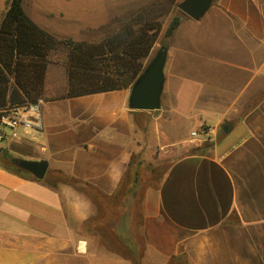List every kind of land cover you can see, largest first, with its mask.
Here are the masks:
<instances>
[{"label": "crops", "instance_id": "obj_1", "mask_svg": "<svg viewBox=\"0 0 264 264\" xmlns=\"http://www.w3.org/2000/svg\"><path fill=\"white\" fill-rule=\"evenodd\" d=\"M166 44L156 110L130 109V88L59 97L64 62L48 63L42 127L0 141V156L48 162L42 179L0 162V264H132L113 248L125 241L142 245L140 264H264V0H213L199 19L182 15ZM202 123L215 136L190 152ZM165 156L136 211L129 196L121 236L97 227L129 163ZM58 173L100 197L46 183Z\"/></svg>", "mask_w": 264, "mask_h": 264}, {"label": "trees", "instance_id": "obj_2", "mask_svg": "<svg viewBox=\"0 0 264 264\" xmlns=\"http://www.w3.org/2000/svg\"><path fill=\"white\" fill-rule=\"evenodd\" d=\"M22 1L9 0L0 18V111L8 106L45 98L44 84L46 68L50 62L49 53L61 47L66 49L64 66L67 87L59 97L130 88L144 70L145 58L158 36V10L162 6L164 10L160 13L167 12L175 0H167L159 6L149 5L131 13L116 31L98 42L55 38L29 17ZM180 18L178 15L172 18L167 36L171 35ZM162 45L166 46V41ZM209 144L194 147L192 151L195 152ZM16 160L17 158L8 153L0 156V162L6 169L16 174L28 173L16 165ZM162 168L145 164L139 159L134 164L129 163L116 198L109 200L103 195L110 210L98 215L97 227L118 235L119 226L132 222L133 213L129 212V198L134 196L133 205L136 211L139 195L146 187L157 186L164 170ZM57 175L56 180L46 183L50 186H55L57 181L68 183L92 198L94 195L100 197V192L90 184L62 173ZM113 248L126 255L132 264H140L142 245L125 241L123 246Z\"/></svg>", "mask_w": 264, "mask_h": 264}, {"label": "rangeland", "instance_id": "obj_3", "mask_svg": "<svg viewBox=\"0 0 264 264\" xmlns=\"http://www.w3.org/2000/svg\"><path fill=\"white\" fill-rule=\"evenodd\" d=\"M8 1L9 0H0V17ZM166 1L167 0H23L22 4L27 14L37 19L39 23L58 32L57 35L50 33L55 38H71L75 41L98 42L105 36L116 31L131 13H135L149 5H163ZM179 1L181 0H175L167 12L160 13L164 10L162 6L158 10L160 14L158 16L160 30L149 55L145 58L146 64L152 59L163 42L166 41V38L169 37L167 36V29L172 18L175 15L180 17L184 15L177 8V3ZM161 30H163V33L160 35ZM49 59L52 62L63 63L66 59V49L61 47L52 50L49 53ZM56 95L57 93L49 94L48 96ZM190 142L194 144L188 148L190 152L194 147L209 143L208 140H190ZM168 157L170 156L163 157V159L160 160L162 161L161 164H158V166L163 167ZM56 178H58L57 174L54 175V180H56Z\"/></svg>", "mask_w": 264, "mask_h": 264}, {"label": "water", "instance_id": "obj_4", "mask_svg": "<svg viewBox=\"0 0 264 264\" xmlns=\"http://www.w3.org/2000/svg\"><path fill=\"white\" fill-rule=\"evenodd\" d=\"M213 0H181L177 8L192 19H199L210 7ZM166 59V46L161 45L144 70L130 87L128 107L133 110H156L160 108V95L163 88V67ZM226 131L227 126H222ZM1 151V149H0ZM16 165L37 179H42L46 173L48 162L45 159L29 160L19 158Z\"/></svg>", "mask_w": 264, "mask_h": 264}, {"label": "built area", "instance_id": "obj_5", "mask_svg": "<svg viewBox=\"0 0 264 264\" xmlns=\"http://www.w3.org/2000/svg\"><path fill=\"white\" fill-rule=\"evenodd\" d=\"M42 98L35 102L8 106L0 112V141L16 136L26 129L39 130L42 127V112L40 104ZM215 136V128L202 123L193 128L189 133L192 141L209 140Z\"/></svg>", "mask_w": 264, "mask_h": 264}]
</instances>
